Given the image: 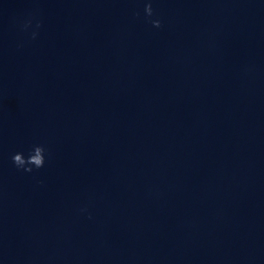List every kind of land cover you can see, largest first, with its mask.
<instances>
[{"label": "clouds", "instance_id": "1", "mask_svg": "<svg viewBox=\"0 0 264 264\" xmlns=\"http://www.w3.org/2000/svg\"><path fill=\"white\" fill-rule=\"evenodd\" d=\"M144 14L146 18H151L155 15L151 2L145 4ZM135 15L139 16V13L137 12ZM33 22H35V29H39L42 26L41 21L35 15H31L23 21L21 29L23 31H28L33 27ZM149 22L157 29L163 26L162 21L158 18L151 19ZM37 35V31H32L31 39H36ZM48 155V150L44 144H34L28 150L27 155H25L23 151H17L12 154L11 160L13 166L18 171L31 173L33 171H38L45 166ZM81 211L84 212L87 211V209L82 208ZM89 218H91V216H89Z\"/></svg>", "mask_w": 264, "mask_h": 264}]
</instances>
